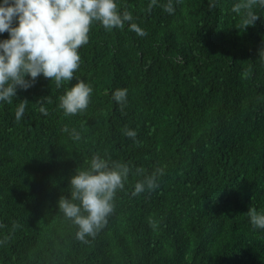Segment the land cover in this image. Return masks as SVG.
I'll use <instances>...</instances> for the list:
<instances>
[{"label": "trees", "instance_id": "16d2710c", "mask_svg": "<svg viewBox=\"0 0 264 264\" xmlns=\"http://www.w3.org/2000/svg\"><path fill=\"white\" fill-rule=\"evenodd\" d=\"M116 2L147 35L93 22L73 80L57 88L41 74L0 102V264H264V229L247 213L264 212V7L244 31L239 0H173L172 14L168 0L151 11V0ZM77 80L92 86L90 102L66 116L59 98ZM117 89H127L123 112ZM97 153L164 174L133 196L143 177L130 173L84 243L58 201Z\"/></svg>", "mask_w": 264, "mask_h": 264}, {"label": "clouds", "instance_id": "9594fccd", "mask_svg": "<svg viewBox=\"0 0 264 264\" xmlns=\"http://www.w3.org/2000/svg\"><path fill=\"white\" fill-rule=\"evenodd\" d=\"M156 4L157 0H151L149 11ZM257 4L264 7V0H239L234 4L232 11L240 16L238 29L246 31L255 25L259 19L254 11ZM162 7L169 14L175 11L173 0H168ZM215 7L213 0L209 8ZM15 21L18 23L14 24ZM132 21V14L127 10L120 11L116 0H3L0 4V33L8 32L9 38L0 40V102L11 104L18 88L27 90L32 87L41 74L51 82L54 80L57 88L65 81L73 80L81 61L79 49L88 43L93 22H100L108 31L123 29L128 23L130 30L139 36L147 35ZM259 57L264 58V48ZM92 91L90 84L77 80L59 98V108L66 116L86 110ZM113 99L123 112L127 89H117ZM28 102L27 99L19 102L15 112L17 121L22 118ZM39 111L45 116L48 114L43 106ZM63 131L69 130L64 127ZM124 135L136 140L137 132L125 128ZM72 136L75 140L80 139L74 129ZM130 173L143 177L134 185L132 195L136 196L157 189L158 177L164 174V169L157 168L148 175L141 167L133 171L129 164L104 158L98 153L92 157L87 169H76L70 178V198L61 196L58 206L78 226L76 238L79 241L86 243V237H95L107 225L108 216L114 211L117 191L124 189ZM247 213L255 228L264 229V212L250 207ZM14 227L18 225L14 224ZM8 239L4 237V241Z\"/></svg>", "mask_w": 264, "mask_h": 264}]
</instances>
